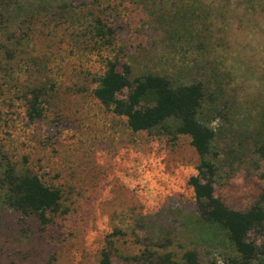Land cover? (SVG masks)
Segmentation results:
<instances>
[{"label": "rangeland", "instance_id": "obj_1", "mask_svg": "<svg viewBox=\"0 0 264 264\" xmlns=\"http://www.w3.org/2000/svg\"><path fill=\"white\" fill-rule=\"evenodd\" d=\"M111 65L199 83L214 195L264 213V0H0V264H264V222L244 262L200 212L176 120L134 131L95 97ZM25 176L59 193L43 220Z\"/></svg>", "mask_w": 264, "mask_h": 264}, {"label": "trees", "instance_id": "obj_2", "mask_svg": "<svg viewBox=\"0 0 264 264\" xmlns=\"http://www.w3.org/2000/svg\"><path fill=\"white\" fill-rule=\"evenodd\" d=\"M124 87L129 88L128 94L126 98H119L117 94ZM93 93L103 104L111 105L115 113L126 116L134 131L164 125L170 118L177 121L176 132L190 135L191 144L201 157L197 174L190 178L200 212L209 221L226 229L244 262L253 259L257 246L247 240V235L253 227L263 224L264 213L256 208L246 211L231 209L214 195L215 164L206 158L211 149L213 131L198 117L203 95L200 84L172 86L166 77L157 74L138 76L130 82L125 74L111 65L99 78ZM22 181L26 189V207L40 220L45 219L46 210L57 203L58 191L44 185L37 176H25ZM164 264L199 262L196 254L188 251L184 261L166 256Z\"/></svg>", "mask_w": 264, "mask_h": 264}]
</instances>
